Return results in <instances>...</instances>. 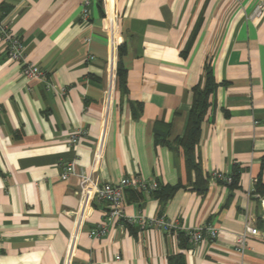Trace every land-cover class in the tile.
Masks as SVG:
<instances>
[{
	"label": "crops",
	"instance_id": "crops-1",
	"mask_svg": "<svg viewBox=\"0 0 264 264\" xmlns=\"http://www.w3.org/2000/svg\"><path fill=\"white\" fill-rule=\"evenodd\" d=\"M89 1L85 20L84 0H0L26 60L56 87L25 77L0 35V264H264V0ZM206 64L218 88L197 172L180 140ZM71 161L99 184L140 175L177 188L167 200L128 189L126 215L222 233L193 244L184 232L118 223L92 237L109 204L82 197L78 176L61 178ZM246 223L260 234L242 254L236 235Z\"/></svg>",
	"mask_w": 264,
	"mask_h": 264
},
{
	"label": "built area",
	"instance_id": "built-area-1",
	"mask_svg": "<svg viewBox=\"0 0 264 264\" xmlns=\"http://www.w3.org/2000/svg\"><path fill=\"white\" fill-rule=\"evenodd\" d=\"M89 5L90 1L84 0L82 17L85 20L91 17ZM261 11V8H259L257 14H261ZM0 35L5 42L8 57L11 60L22 63V73L25 77L45 81L47 87L50 89L56 88L48 79V73L46 70L26 60L23 39L19 35L13 33L12 29L5 24L3 19H0ZM86 133V130L80 129L71 136V143L76 144L80 142ZM74 175L78 176L81 180L82 197L85 198L91 196V198L94 197L109 204V209L104 220L91 230L92 237L101 238L107 236L110 227L118 223L137 224L142 227H158L164 231L170 232H184L188 237V240L193 244H198L204 241H214L222 233L221 229L212 223L195 227H185L168 221L164 216L148 218L142 213L137 215H126L124 209L126 191L128 189H134L146 194H151L161 187V184L156 180L149 181L140 175H132L121 178L116 182L99 184L90 174L78 171L76 161L65 163L63 165L61 178L66 180ZM212 177L213 179L222 180L227 184L233 182L232 175H226L222 172H214ZM259 234L260 230L256 226L246 223L244 231L236 235V250L242 254L245 253L247 238L249 236H258Z\"/></svg>",
	"mask_w": 264,
	"mask_h": 264
},
{
	"label": "trees",
	"instance_id": "trees-1",
	"mask_svg": "<svg viewBox=\"0 0 264 264\" xmlns=\"http://www.w3.org/2000/svg\"><path fill=\"white\" fill-rule=\"evenodd\" d=\"M119 51L120 58L118 62V83L121 88L126 89L127 71L122 67L121 60V57L125 52V48L123 45H120ZM217 88L218 83L215 80L212 66L210 64H206L204 84L202 86L198 85L194 88V102L192 110L190 112L187 130L185 136L180 140V143L186 148L188 167L190 169L196 170L197 172H200V166L196 161L195 147L199 139L201 123L210 106V96L215 93ZM232 177L233 182L231 184L233 185L237 182V174L232 175ZM176 189L177 188L175 187L169 190H165V188L161 186L158 190L152 192L151 194H156L162 200H167L172 196ZM260 225H264L263 220L260 221ZM169 264H185V262L182 256H176L170 259Z\"/></svg>",
	"mask_w": 264,
	"mask_h": 264
}]
</instances>
